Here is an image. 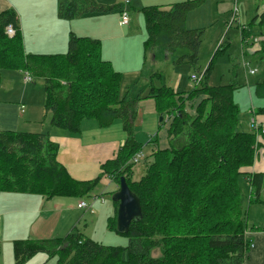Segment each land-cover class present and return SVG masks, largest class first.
Wrapping results in <instances>:
<instances>
[{
	"label": "trees",
	"instance_id": "16d2710c",
	"mask_svg": "<svg viewBox=\"0 0 264 264\" xmlns=\"http://www.w3.org/2000/svg\"><path fill=\"white\" fill-rule=\"evenodd\" d=\"M206 0L175 3L170 10L145 6L147 39L144 42V70L147 55L159 52L173 65L185 62L197 69L205 30L186 28L190 11ZM124 5H106L98 0H66L58 15L72 20L92 13L114 12ZM129 12V11H128ZM260 19L264 27V12ZM8 25L16 31L6 32ZM250 30L243 29V38ZM264 31L254 36V59H264ZM15 9L0 11V84L3 70H20L40 79L46 92V117L50 126L69 132H80L85 119H96L100 127L110 126L117 118L123 122L127 138L117 155L104 164L105 172L117 184L125 176L131 190L140 199L143 217L132 221L129 247L105 246L73 229L65 237L19 239L14 241L16 264L37 253L56 257L57 264H244L252 242L246 235L248 210L240 179L250 186V203H264V172H247L258 150V134L240 130L241 107L234 94L241 85L232 79L224 85H211L214 61L225 49L220 46L199 84L188 92L176 91L154 81L161 73L142 84V76L127 87L121 96L123 74L111 61L102 57L99 39L71 33L68 50L57 54H28ZM247 75V68H244ZM248 76V75H247ZM254 94L264 100V80L254 85ZM154 98L159 113L171 121V148L153 153L154 160L139 181L128 176L129 161L142 149L136 139L135 121L138 104ZM199 101L196 113L187 105ZM210 104L208 115L206 107ZM255 105V104H254ZM253 108V107H252ZM264 125V106L253 108ZM264 136V134H261ZM157 140V137L155 138ZM59 146L50 132H0V193H29L52 198L56 195L84 198L91 195L101 181L99 176L88 181L71 177L57 159ZM173 170V171H170ZM110 218L117 229L118 202ZM174 214L178 218L173 217ZM161 251L155 258L152 252ZM2 251L0 243V254Z\"/></svg>",
	"mask_w": 264,
	"mask_h": 264
},
{
	"label": "rangeland",
	"instance_id": "374dc122",
	"mask_svg": "<svg viewBox=\"0 0 264 264\" xmlns=\"http://www.w3.org/2000/svg\"><path fill=\"white\" fill-rule=\"evenodd\" d=\"M63 1L66 0H59L57 2L58 7L56 8L54 0H17L15 3L23 4L24 8L21 9V11L16 8L14 9L19 16L20 22H22V26L26 25V27L28 28L31 25H35L36 23L40 27V23H45L44 27H49L50 15L53 12L55 13L56 10L57 12H59L60 4ZM158 1L159 3L161 2L163 4H167L168 2H174L175 0ZM143 2L144 0L142 1V3ZM235 3H237L239 9L241 25L248 26L259 9V11L261 12L264 11V0L207 1L205 4L208 5H205L203 7L207 10V13H202L203 19H201L203 20L202 23H204L206 30L202 38L200 59L197 69L194 70L188 62H185V64L183 63L180 65H173L172 63H170L169 60L168 62H165L163 54H158L157 58H153L149 52L146 57L147 64L143 75V67L145 66L142 67V72L124 75L121 84V96L123 97L127 87H129L141 76V82L142 84H145L150 81L151 75H156L158 74V72L161 73V76L160 78L154 81L155 86L160 87L161 85L165 84L167 86L172 87L176 91L181 92H188L192 90L194 88V85L191 80V75L197 73L199 74V72L202 73L205 71L213 56L219 49L220 41H223L225 39L227 42V44L225 45L226 48L223 52L216 56V59L214 61V67L212 69V74L210 77V84L212 86L224 85L231 82L232 79H236V81L239 83V85H241V87L235 92V95L239 93L238 98L242 100L240 103L244 104V106H242L240 116L241 118L247 119L248 112L252 108V103L254 104L256 101H258V98L255 96L253 91L254 85L256 82L264 80V59H254L251 55L243 56L241 48V35L240 30L238 28L239 24L238 22H232L231 12H229L228 10L229 7H233ZM131 5L133 7L135 6V4L130 3V5H127V10L129 11L130 16V22L132 21V16H136V13H133L134 11L133 8H131ZM199 12L201 11L196 12L198 19L201 18ZM261 12H259V14ZM211 13L213 15H211ZM218 15L219 17H217ZM214 16L217 17V19L213 20ZM135 25L136 27L134 32L135 34H137L140 32V27L139 23L137 22V18H135L134 20V26ZM119 27H121L122 30L121 34L124 35V33L128 30L129 26H121L119 24ZM250 29V34L247 36V39L250 40V45L248 47L253 49L255 44H252V41L254 36H257L259 34V28L256 26H250ZM41 30L45 31L47 29L43 28ZM115 35H117V33ZM32 41L34 40H31V42ZM134 50L135 46L129 40L117 39L115 47L110 50V53L112 55L114 54V57H118L121 63H123L125 59L133 63V61L135 60ZM143 54L144 52L142 53V50H140L139 59L143 57ZM243 57L249 65L251 64L252 68H256L258 70V73H256L255 75H246L244 67L242 66ZM153 59L155 60V62H153ZM121 63L115 62V67L118 69L121 66ZM249 68L250 66H248L247 69ZM11 71L13 70L2 71L3 84L5 85V87L3 89H0V99L11 100L16 97L13 96L14 92L16 94L23 93L25 87H29L33 90L26 94V97H24L25 102L31 100L33 102H36L38 101V99H41V101L45 100V91L43 86L44 83H42L40 79H36L32 82L25 84V81H23V72L17 71L18 73H14ZM15 75H22L23 78L21 77L15 82ZM11 86H14L13 92L10 94H5L4 92H7V90ZM40 88L41 90L38 91V89ZM249 91H251L252 102L250 99ZM198 102L199 101L195 100L186 104L187 109L191 114L196 113V107L197 105H199ZM255 105H257V103H255ZM209 109L210 104H208V106L206 107L205 115H208ZM137 110L138 115L135 121L134 134H136V139L142 147V150L138 153L143 154V157L139 160V163L133 165L134 175L131 174V168L128 171V176L130 177L132 175L131 179L133 181H139L145 175L146 170L148 169L147 167H149L154 160L153 153H158L161 150L167 151V149L171 148L172 144V139L169 134L171 133L169 132V126L171 121L166 115L157 112L158 109L154 98L150 97L141 100L138 104ZM85 121L86 129L88 131L93 132V127L100 128L107 135V138L116 139L120 142V144L127 138V132L123 129L122 122L119 120V118H117L108 127H100L96 119H87ZM240 128L245 129L244 122H242L241 120ZM156 137L157 140H155ZM240 183L244 197V205L248 210V226L257 227L259 225L260 227L264 228L263 205H257L254 201L250 203V186L246 179L243 177L240 179ZM117 185L119 187V184ZM1 193L3 194L4 192ZM114 193L112 191L103 193L106 203L102 204V199L101 201L96 202V204L94 203L93 207L94 205L95 207L93 208V210L98 211L97 214L89 213V215L87 216V212H90L92 209H88L83 206L79 207L78 202L81 200V198H79L78 200V198L73 196L60 195H56L52 198L58 201H66L68 202V204H75L76 207L66 206L62 210L63 213L59 214L62 211L50 210L49 208L48 199L52 198H40L29 202L11 199L10 202L4 201V197L3 195H1L0 211L5 212L7 209H10L12 212L9 217V224L12 228L11 235L14 234V231L16 230L19 224L20 226H24V229L26 228L27 223L25 213L27 212L25 210L36 208V210L39 211L38 213H36L37 221L30 223V226L26 228V232H30L33 230H35V232L24 235L23 239L60 238L68 235L70 232H72L73 229H77V231H79L82 235L94 241H97L98 243L110 247L124 248L125 250L129 247L130 238L126 234L119 233L117 229H114L110 226V218L113 217L114 214L110 213V216H107V213L110 209L113 211V209L115 208L114 213L116 210L115 202L112 199ZM86 200L89 202V204H92L93 202L91 198H87ZM99 204L101 206H98ZM173 217L178 218V216H176L175 214ZM39 220H41L43 224H41ZM0 243L2 245L3 252L0 257V264H8L9 260L13 262V255L8 254L6 243H4V245L2 244V242ZM126 255L127 250H125V256ZM152 255L155 258H158L161 256V251H159V249H155L152 252ZM19 264H57V258H49L47 254L40 252L35 254L34 256L24 259Z\"/></svg>",
	"mask_w": 264,
	"mask_h": 264
},
{
	"label": "crops",
	"instance_id": "0c3cea01",
	"mask_svg": "<svg viewBox=\"0 0 264 264\" xmlns=\"http://www.w3.org/2000/svg\"><path fill=\"white\" fill-rule=\"evenodd\" d=\"M16 1L17 0H0V11H5L10 8L13 9L16 8L19 11H21V9L24 8L23 4H16L15 3ZM54 1L57 8L58 7L57 2L59 0H54ZM142 1L143 0H130V3L135 4V6L133 7L131 5V8H133L134 11L133 13H136V16H132V21L129 22L128 25H126L127 27L128 26L129 27L128 30L124 33V35L121 34L122 30L121 27H119L122 7H119L114 12L104 13V14L92 13L72 20H66L60 18L59 17L60 15H58V12L56 10L55 13L53 12L50 15L49 27L48 26L44 27L45 23H40V27L35 23V25H31L30 27L27 28L26 25L22 26V22H20L21 30L24 36L23 44L25 45L26 53L49 54V55L57 54V53H65L68 50V42L70 35L71 33H74L79 37H89V38L91 37L94 39H99L102 44V54H103L102 57L106 60L111 61L114 69L119 72H122L123 78L124 75L142 72V67L144 66L145 59H144V54L143 57L139 59V51L142 50V53L144 52V42L147 39L145 18L142 12V8L145 6L158 5L165 10H170L175 3H179L182 1H189V0H182V1L175 0L174 2L170 1L167 4H163L161 2L159 3L158 0H150V1L144 0L143 3ZM207 1L209 0L204 1L201 5H199L198 7H196L195 9H193L188 13L186 18V28L188 29L203 28L204 30H206L204 23H202L203 20L201 19H203L202 13H207V10L203 8L205 5H208L205 4ZM218 1H222V0H218ZM98 2L101 4L116 5V6H120L121 4L122 6V0H115V1L99 0ZM235 5L237 6V4H234L233 7H229L228 9L229 12H231V18L233 16ZM196 10L201 11L199 12V15H201L200 19H198L197 17ZM259 10L256 12L255 17L252 18L251 22L249 21L250 24L248 26L241 25L240 22L238 23L239 24L238 28L240 30V35H241V48H242L243 56H247V55L252 56L251 52H253L256 46H254L253 49L248 47L250 45V40L247 38H243L242 30L246 28L251 31L250 26H256L259 28V32L264 31V27L258 25L260 22L259 18L255 20L254 24H252V21L262 13ZM259 12L261 13L259 14ZM211 15L213 14L211 13ZM217 17H219V15ZM217 17L214 16L213 20L217 19ZM135 18H137V22L139 23V27H140V32L137 34H135L134 32L136 27V25L134 26ZM39 28L41 29L45 28L47 30L43 31ZM116 33L117 35H115ZM30 39L34 41L31 42ZM117 39L129 40L132 44H134L135 60L133 61V63H131L129 60L126 59L124 60L123 63H121L118 57H114V54L112 55L110 53V50L113 47H115ZM226 44L227 42L225 39L223 41L222 40L220 41V46H223L224 49L226 48L225 47ZM159 54L162 55L163 53L159 52ZM152 57L155 58L154 56ZM164 61L168 62L167 57L164 58ZM115 62L121 63V66L118 69L115 67ZM153 62H155V60ZM249 66L251 67V64ZM17 71L20 70H13L11 72L18 73ZM21 72H23L24 74L23 76L25 77V72L24 71ZM23 76L15 75L14 81L16 82L19 78L21 77L23 78ZM24 83L27 84L26 82ZM4 87L5 85L3 84V78H2L0 89L1 88L3 89ZM13 90H14V86H11L7 90V92L4 93L10 94L13 92ZM32 90H33L32 88L25 87L23 93L16 94L14 92L13 96L16 97L11 100L0 99V132L7 130L38 133V134L50 132L51 140L57 143L59 146L57 158L59 162L63 163V165L66 167L71 177H73L78 181L81 180L88 181V180L96 179L99 176H102L100 183L91 193V195L88 197L81 198V200L82 199L86 200L87 198H91L92 201L95 200L92 202V207L90 208L92 209L91 210L92 212L91 211L87 212L86 216L89 215V213L97 214L98 211L93 210V208L95 207V205L93 207V204L94 203L96 204V202L101 201L102 197L104 198L103 193H107L111 191L114 193L119 188L117 183L114 181V179H112L111 175L105 172L103 166L106 162H108V160L113 159L117 155L119 149L126 140L120 144V142L116 139L107 138V135L103 132V130L97 127L92 128L93 132L88 131L86 129V121H85L87 119L82 121L80 132L73 133L58 127H51L50 116L47 117L45 116L46 92H45V100L43 101H41V99H38V101L36 102H33L32 100L25 102L24 97H26V94ZM40 90L41 88L38 89V91ZM249 93L252 102L251 91H249ZM238 97H239V93H237L236 95L234 94V100L236 101V103L239 104V106H241V110H242V106H244V104L240 103L242 100ZM255 103H257V105H254ZM255 103L254 104L252 103L253 108H257L260 105L264 106V100L258 99V101H256ZM253 108H251V110ZM251 110L249 111L250 114L248 112L247 119L241 118V116L239 115L240 120L244 122V127H245V129L240 128V130L242 131L251 132L252 130L250 128V119L252 118ZM262 119H263L262 121H264V118ZM258 141H259L258 142L259 145H258L255 161L252 166L245 169V171L247 172H251V173H255L256 171L264 172V136L258 135ZM131 174H133V167L131 169ZM1 195H3L4 201H10V202L11 199H17L18 201L21 200L24 202H29L35 199L46 198L44 196L42 197V195L6 192V191H4L3 194L1 193ZM262 198L264 199L263 192H262ZM48 200H49L48 204L50 210L62 211L63 208L66 206L76 207L75 204H71V203L68 204V202L66 201H58L54 198ZM105 203L106 202L104 198L102 204ZM100 204L98 206H101ZM256 204L263 205L264 207V203H260L257 201ZM114 209L113 211L110 209L107 213L108 214L107 216H110V213L114 214ZM25 211L27 212L25 213V218L27 223L26 228H27L30 226V223L37 221L36 213H38L39 211L36 210V208H32L30 210H25ZM61 213H63V211L60 212L59 214ZM11 214L12 212L10 209H7L5 212L0 211V239H1L0 242H2L3 245L4 243H6L8 254L13 255V262L9 260L8 264H15L16 261L14 255V241L23 239L24 235L33 233L35 232V230L26 232V228L24 229V226H20L19 224L16 230L14 231V234L11 235L12 228L11 225L9 224V217ZM39 221L41 224H43L41 220ZM246 235L248 239L252 242V246L248 251V255L244 264H264V228L260 227L259 225L257 227L247 226ZM2 254L3 252L1 251L0 257Z\"/></svg>",
	"mask_w": 264,
	"mask_h": 264
},
{
	"label": "built area",
	"instance_id": "2783aa9c",
	"mask_svg": "<svg viewBox=\"0 0 264 264\" xmlns=\"http://www.w3.org/2000/svg\"><path fill=\"white\" fill-rule=\"evenodd\" d=\"M130 0H122V4L124 5L125 8H123V11L121 13V19L119 21V24L121 26H126L129 24L130 22V16H129V12L127 10V5H129ZM237 4V3H235ZM238 6L235 5L234 11H233V16H232V22H240L239 20V9H237ZM15 29L13 28L12 25H8L6 28V32L8 33L9 36H14L16 31H14ZM242 66L244 68H248L249 64L248 62L243 58L242 60ZM256 73H258V70L256 68H249L247 70V75H255ZM203 74L204 72H199V74H193L191 75V80L193 82V85L195 84H199L203 78ZM24 81L26 83L32 82L33 81V77L30 73L26 72L25 73V77H24ZM250 128L252 129L251 131L256 132L259 136H261V134H264V125L261 126V124L259 123V121L257 120L256 116H255V112L252 111V118L250 119ZM143 157V154L141 153H137L135 156H133V158L129 161V163H133V164H137L139 163V160ZM102 202L104 201V198L102 197ZM95 201V200H93ZM78 206L79 207H85L90 209L92 207V204H89V202L87 200H80L78 202Z\"/></svg>",
	"mask_w": 264,
	"mask_h": 264
},
{
	"label": "water",
	"instance_id": "95a60500",
	"mask_svg": "<svg viewBox=\"0 0 264 264\" xmlns=\"http://www.w3.org/2000/svg\"><path fill=\"white\" fill-rule=\"evenodd\" d=\"M112 199L118 202L117 231L126 234L132 221L142 219L143 212L140 199L129 187L125 176H121L119 189L113 194Z\"/></svg>",
	"mask_w": 264,
	"mask_h": 264
},
{
	"label": "clouds",
	"instance_id": "9594fccd",
	"mask_svg": "<svg viewBox=\"0 0 264 264\" xmlns=\"http://www.w3.org/2000/svg\"><path fill=\"white\" fill-rule=\"evenodd\" d=\"M119 189V188H118Z\"/></svg>",
	"mask_w": 264,
	"mask_h": 264
}]
</instances>
